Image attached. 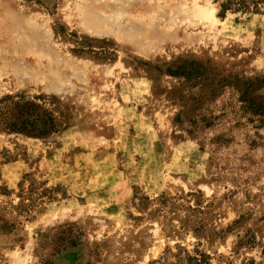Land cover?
<instances>
[{"label": "rangeland", "instance_id": "1", "mask_svg": "<svg viewBox=\"0 0 264 264\" xmlns=\"http://www.w3.org/2000/svg\"><path fill=\"white\" fill-rule=\"evenodd\" d=\"M203 262L264 264V0H0V264Z\"/></svg>", "mask_w": 264, "mask_h": 264}, {"label": "bare ground", "instance_id": "2", "mask_svg": "<svg viewBox=\"0 0 264 264\" xmlns=\"http://www.w3.org/2000/svg\"><path fill=\"white\" fill-rule=\"evenodd\" d=\"M117 1H118V3H122L123 0H117ZM128 1H130V0H128ZM126 2H127V1H126ZM210 15H211V14H210ZM203 17H204V18H205V17H207V18H211L209 15H207V16H203Z\"/></svg>", "mask_w": 264, "mask_h": 264}, {"label": "trees", "instance_id": "3", "mask_svg": "<svg viewBox=\"0 0 264 264\" xmlns=\"http://www.w3.org/2000/svg\"><path fill=\"white\" fill-rule=\"evenodd\" d=\"M203 264H207L206 262H203Z\"/></svg>", "mask_w": 264, "mask_h": 264}]
</instances>
